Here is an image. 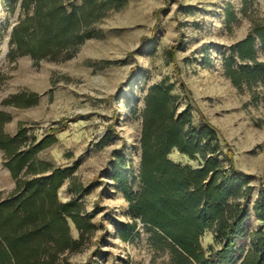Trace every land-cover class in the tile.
Returning a JSON list of instances; mask_svg holds the SVG:
<instances>
[{
    "label": "rangeland",
    "instance_id": "rangeland-1",
    "mask_svg": "<svg viewBox=\"0 0 264 264\" xmlns=\"http://www.w3.org/2000/svg\"><path fill=\"white\" fill-rule=\"evenodd\" d=\"M247 36L253 59L238 55ZM155 85L170 89L176 115L189 108L210 125L221 163L227 155L248 178L239 264L261 228L264 0H0V135L19 137L17 153L44 142L34 162L70 170L57 200L75 201L89 223L68 221L77 245H49L42 262L179 264L177 250L133 218L114 179L126 175L129 193L140 191L141 113ZM168 159L199 166L174 150ZM8 162L0 150V199L16 186ZM200 244L205 255L219 247L210 232Z\"/></svg>",
    "mask_w": 264,
    "mask_h": 264
},
{
    "label": "trees",
    "instance_id": "trees-1",
    "mask_svg": "<svg viewBox=\"0 0 264 264\" xmlns=\"http://www.w3.org/2000/svg\"><path fill=\"white\" fill-rule=\"evenodd\" d=\"M66 19L72 21L73 14ZM237 47L241 58L253 59L250 36ZM169 91L155 85L144 99L140 191L129 193L126 175L114 179L122 185L133 218L167 240L178 251L174 254L179 264H236V240L245 234V203L251 194L248 178L235 169L227 155L226 166L221 163L216 133L210 125L194 122L189 108L176 115L177 102ZM18 140L0 135V150L9 158L6 166L17 180L14 191L0 199V264H52L41 261L49 245H77L69 236L68 221L78 230L87 229L89 223L80 215L75 201L57 200L58 189L70 170L34 162L44 142L27 153H17ZM173 150L198 161L199 166L190 168L169 160ZM120 169L123 171L125 165ZM23 171L34 177L18 179ZM253 209L261 228L252 237V249L242 255L239 264H264V186L258 188ZM125 231L121 232L123 237ZM205 232L212 233L219 246L217 250L209 249L208 255L200 244Z\"/></svg>",
    "mask_w": 264,
    "mask_h": 264
}]
</instances>
